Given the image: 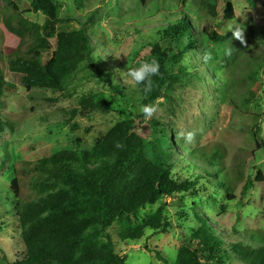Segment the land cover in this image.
I'll list each match as a JSON object with an SVG mask.
<instances>
[{
    "label": "rangeland",
    "instance_id": "374dc122",
    "mask_svg": "<svg viewBox=\"0 0 264 264\" xmlns=\"http://www.w3.org/2000/svg\"><path fill=\"white\" fill-rule=\"evenodd\" d=\"M32 1L0 0L4 85L0 115L8 120L0 133V264H15L27 255L17 207L8 192L16 163L38 161L68 150L75 138L84 148L92 149L99 134L106 135L116 123L129 119L135 121L134 132L146 141L153 159L172 162L175 178L184 181L201 169H210L214 177H204L188 194L165 198L135 215L120 217L108 235L126 264H176L181 247L194 248L192 240L201 228L196 214L227 242L262 245L247 237L251 233L264 237V183L255 182L245 195L243 190L248 180L255 181L259 171L264 175V0H252L254 7L248 0H211L216 17L208 20H198L195 14L200 0H149L146 5L139 0H59V30L71 32L90 25L93 57H102L115 83L126 90L134 86L128 71L150 62L155 44H160L168 56L177 55L175 39L164 30L182 14L188 16L198 45L181 60L180 69L186 75L174 78L149 104L156 111L147 119L139 112L140 95L134 100L124 98L89 68L78 70L65 91L42 92L24 86L22 76L12 72L8 62L21 39L5 24L24 23L26 28L44 25L42 13L28 12ZM228 2L234 8L233 21L223 18ZM237 31L243 33V41L233 36ZM51 44L52 51L42 52L44 63L52 59L56 40ZM206 56L211 58L206 60ZM102 101L109 106L108 113L100 106ZM74 110L85 115L71 119ZM86 111L91 114L86 115ZM166 129L168 134L164 135ZM188 132L194 133L191 142L184 139ZM163 136L173 141V155L165 150ZM214 143L222 144L220 164L233 173L223 175L211 169L196 151L208 152V145ZM187 164L197 169L188 171ZM229 195L235 199L230 201ZM160 208L162 229L167 223L165 233L157 235L147 229L139 241L121 240L122 232L143 226ZM225 257H221L223 262L211 264H242L235 257L227 261Z\"/></svg>",
    "mask_w": 264,
    "mask_h": 264
},
{
    "label": "trees",
    "instance_id": "16d2710c",
    "mask_svg": "<svg viewBox=\"0 0 264 264\" xmlns=\"http://www.w3.org/2000/svg\"><path fill=\"white\" fill-rule=\"evenodd\" d=\"M139 1L142 5L149 2ZM248 3L254 7L252 0H248ZM60 5L59 0L32 1L28 12L42 13L46 17L42 26L26 28L24 23L12 26L9 21L5 24L11 34L21 39L15 52L9 55L8 62L10 70L22 76L25 87L42 92L65 91L78 70L89 68L124 98L134 100L136 94L140 95L144 106L153 102L174 78L186 75L180 69L181 60L196 48L198 41L185 14L164 30V33L175 39L177 55L168 56L158 43L153 46L150 62H158L159 74L152 77L151 89L145 92V86L136 85L135 82L133 88L128 90L116 84L113 72L103 65L102 57H93L94 48L88 33L90 25L71 32L59 30ZM212 6L211 0H200L199 10L195 12L198 20L215 18L216 10ZM223 18L229 21L236 19L233 5L229 2L223 10ZM51 40H56V47L52 59L44 63L42 52L52 51ZM174 69L177 72L173 74ZM3 94L0 70V99ZM100 106L105 113L109 112V106L103 101ZM98 107H94L93 112ZM86 112V115L91 114ZM81 113L72 111L71 119L85 115ZM7 121L5 116L0 115V133L4 131ZM75 127L78 129V126ZM134 127V120L120 121L110 133L99 134L92 149L84 148L75 138L68 150L38 161L16 163L8 192L17 207L16 215L27 255L15 264H126L108 235L120 217L135 215L139 210L154 206L165 198L188 194L204 177H214L210 169H201L192 178L178 180L173 174L172 162L155 161L154 155L151 156L148 151V144L137 136ZM166 134L167 129L164 132ZM162 139L165 150L173 155V141L166 136ZM256 143L260 149L259 142ZM222 147V144L214 143L208 145V152L196 151L211 169L226 175L233 171L226 170L220 164ZM151 154H154L153 150ZM186 169L194 172L197 168L187 164ZM255 182L264 183L261 171L254 182L248 180L245 183L243 195L253 189ZM228 199L231 201L235 197L229 195ZM162 211L160 208L143 226L122 232L121 240L139 241L147 229L157 235L165 233L167 223L162 229ZM196 218L201 228L192 240L194 248L190 245L181 247L176 264L223 262L222 256H226V261L227 258L235 257L242 264H264V237L257 233L247 237L260 241L262 245L259 246L227 242V238L221 237L200 214H196ZM70 234L73 236L66 241L65 237Z\"/></svg>",
    "mask_w": 264,
    "mask_h": 264
},
{
    "label": "clouds",
    "instance_id": "9594fccd",
    "mask_svg": "<svg viewBox=\"0 0 264 264\" xmlns=\"http://www.w3.org/2000/svg\"><path fill=\"white\" fill-rule=\"evenodd\" d=\"M233 36L236 39L243 41V33L240 31L234 32ZM210 56H206L205 59H210ZM159 64L156 60L151 62H146L141 64L139 67L130 69L128 71V76L135 82L136 85H144V91L148 92L151 89L152 77L159 74ZM156 111L155 107L150 105L140 106L139 112L145 117V119L151 117ZM194 137L193 132H188L184 135V139L188 142H191ZM119 147V145H118Z\"/></svg>",
    "mask_w": 264,
    "mask_h": 264
}]
</instances>
